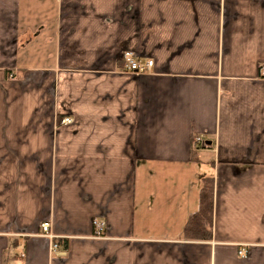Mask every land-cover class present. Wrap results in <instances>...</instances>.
<instances>
[{
	"label": "crops",
	"instance_id": "obj_1",
	"mask_svg": "<svg viewBox=\"0 0 264 264\" xmlns=\"http://www.w3.org/2000/svg\"><path fill=\"white\" fill-rule=\"evenodd\" d=\"M262 64L264 0H0V264H264Z\"/></svg>",
	"mask_w": 264,
	"mask_h": 264
},
{
	"label": "built area",
	"instance_id": "obj_2",
	"mask_svg": "<svg viewBox=\"0 0 264 264\" xmlns=\"http://www.w3.org/2000/svg\"><path fill=\"white\" fill-rule=\"evenodd\" d=\"M121 61V69L124 71L132 72L135 74L138 73H144L148 72L151 70L153 66V60L152 59H146V60H140L136 56L133 55L131 52H124L121 55L120 58ZM259 73L261 76L264 77V64H262L259 68ZM72 120L70 117L65 116L63 117L60 122L63 124H68ZM191 145L194 149L205 146V141L200 135H195L191 139ZM93 226H94V233L96 235H101V231L103 229V224L100 221L94 220L93 221ZM41 232L43 235L50 237L53 239V235L49 231V223L48 222H43L41 223ZM52 250H57L59 247V243L56 241H53L52 243ZM240 255H243L245 253L244 249H241L238 251Z\"/></svg>",
	"mask_w": 264,
	"mask_h": 264
},
{
	"label": "trees",
	"instance_id": "obj_3",
	"mask_svg": "<svg viewBox=\"0 0 264 264\" xmlns=\"http://www.w3.org/2000/svg\"><path fill=\"white\" fill-rule=\"evenodd\" d=\"M212 177L206 176L202 179L199 191V208L191 214L186 226V234L192 237H209L211 213H212Z\"/></svg>",
	"mask_w": 264,
	"mask_h": 264
},
{
	"label": "rangeland",
	"instance_id": "obj_4",
	"mask_svg": "<svg viewBox=\"0 0 264 264\" xmlns=\"http://www.w3.org/2000/svg\"><path fill=\"white\" fill-rule=\"evenodd\" d=\"M119 65H120V68H121V61H119Z\"/></svg>",
	"mask_w": 264,
	"mask_h": 264
}]
</instances>
